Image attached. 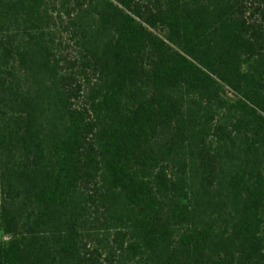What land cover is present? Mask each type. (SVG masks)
<instances>
[{
  "label": "trees",
  "instance_id": "1",
  "mask_svg": "<svg viewBox=\"0 0 264 264\" xmlns=\"http://www.w3.org/2000/svg\"><path fill=\"white\" fill-rule=\"evenodd\" d=\"M0 264H264V0H0Z\"/></svg>",
  "mask_w": 264,
  "mask_h": 264
}]
</instances>
